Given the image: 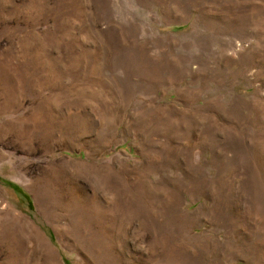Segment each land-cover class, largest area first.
Returning <instances> with one entry per match:
<instances>
[{
    "label": "rangeland",
    "instance_id": "obj_1",
    "mask_svg": "<svg viewBox=\"0 0 264 264\" xmlns=\"http://www.w3.org/2000/svg\"><path fill=\"white\" fill-rule=\"evenodd\" d=\"M0 264H264V0H0Z\"/></svg>",
    "mask_w": 264,
    "mask_h": 264
},
{
    "label": "trees",
    "instance_id": "obj_2",
    "mask_svg": "<svg viewBox=\"0 0 264 264\" xmlns=\"http://www.w3.org/2000/svg\"><path fill=\"white\" fill-rule=\"evenodd\" d=\"M13 189H17V188H14V187H13ZM65 263H66V261H65Z\"/></svg>",
    "mask_w": 264,
    "mask_h": 264
}]
</instances>
